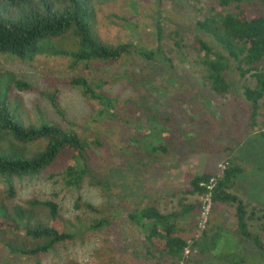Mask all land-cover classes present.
Returning <instances> with one entry per match:
<instances>
[{
	"label": "trees",
	"instance_id": "16d2710c",
	"mask_svg": "<svg viewBox=\"0 0 264 264\" xmlns=\"http://www.w3.org/2000/svg\"><path fill=\"white\" fill-rule=\"evenodd\" d=\"M263 8L264 0H209L201 4L196 10V17L190 20L196 34L191 36L189 43H186V36L185 42L181 43L183 38H180L177 30L168 35L173 40V46L180 49L178 63L182 66L179 74L169 56L170 49L160 43L164 36V24L157 18L155 31L158 43L155 47L146 48L134 43L104 45L92 32L90 20L93 12L86 0H0V57L25 59L28 50L38 42L59 39L66 34H70L81 48L80 56L83 59L105 65L123 62L130 66V59L136 55L146 63H157L160 78L168 81L176 91L185 95L191 92L188 102L190 107L180 108V111L183 113L189 109L190 113L186 112L184 117L191 128L194 127L190 124L197 126L193 130L204 131V119L202 122L200 119L211 103L209 94L224 98L238 93L246 104L247 119L245 135L240 138L241 143L236 145L232 155L237 152L233 158H228L219 173L203 172L193 176L188 182L187 193L209 196L212 208L218 205L232 207L238 244L250 243L258 253H264V235L262 239L260 234L264 233V216H256L254 211L248 212L246 205L231 193L240 176L245 173L243 166L249 165L264 172V131L258 126L264 99ZM124 70L127 72V69ZM142 78L143 75L138 79L128 74L121 76L125 83L140 86L147 94L160 89L151 82L147 87L149 81ZM113 82V78L89 81L74 77L67 83L77 88L89 104L103 108L107 116H101L107 119L123 124L150 119L153 123L158 120L147 134L153 143L147 144L146 153H167V148L161 144L174 129L170 118L158 114L152 107L153 103L151 106L146 104L145 97L138 101H120L117 96L102 90L104 85ZM14 87L20 91L30 89L23 82H15ZM55 97L51 94L46 96L58 122L47 120L40 127L25 124L10 112L5 100H0V143L6 144L8 148L0 149V183L5 187L7 199H13L17 194L16 183H30L42 175L60 183L64 190L79 193L86 180L91 186L102 189L110 177L119 174L113 162L118 154L114 157L109 155L104 183L92 181L95 174L92 173L91 165L97 160L96 152L101 151L104 144L99 138L88 140L76 132L75 124L67 119ZM211 116L218 125L219 118L214 112H211ZM185 127L179 126L177 129L187 133ZM32 146L36 149L27 152ZM213 178L215 181L208 189ZM74 208L84 213L74 211L65 218L59 205L52 200L40 202L29 199L23 206L11 209L0 203V233L8 235H0L2 248L21 258L32 259L35 264H40L47 257L59 264H79L68 258L62 250L69 243H75L76 239L83 241L80 238L88 233L108 230L112 225V217L83 202L79 195ZM199 208L198 203L186 204L185 200L180 199L177 209L173 208L170 212L160 209L156 200L132 209L125 218L126 224L131 233H139L140 237L135 240L133 236L125 237L124 241H134L136 249H129L135 263L185 264V253L188 251L202 258L197 264H253L233 256L237 244L230 237V232H226L229 226L228 229L222 226L204 228L200 236L191 238L190 242L181 236L184 232L181 221ZM85 213L102 216L92 220L91 217L84 218ZM223 244L226 245V252H223ZM230 250L232 257L227 254ZM115 258V252L107 248V262L103 260L100 264H117Z\"/></svg>",
	"mask_w": 264,
	"mask_h": 264
},
{
	"label": "rangeland",
	"instance_id": "374dc122",
	"mask_svg": "<svg viewBox=\"0 0 264 264\" xmlns=\"http://www.w3.org/2000/svg\"><path fill=\"white\" fill-rule=\"evenodd\" d=\"M86 1L93 12L90 20L92 32L104 45L134 43L153 48L158 43L155 19L160 20L164 24V36L161 37L160 43H164L170 49L169 56L173 59L175 70L177 69L180 74L182 66L178 63L180 49L173 46V40L168 35L177 30L180 38H183L181 43L185 42L184 36L186 43H189L191 36L196 34L190 20L196 17V10L201 4L209 0ZM185 51L187 52L186 49ZM80 53L81 48L76 45L70 34H66L59 39H45L38 42L35 47L28 50L25 59L0 57V100H5L10 112L22 119L25 124L40 127L47 120L58 122L46 98L49 94L56 96L67 119L75 124L76 132L88 140L99 138L104 144L103 149L96 152L97 160L91 165L92 173L95 174L92 181L104 183L103 178H107L109 155L114 157L118 154V158L115 157L113 162L119 174L110 177L102 189L91 186L86 180L79 193L64 190L60 183L48 179L47 175H42L30 183H16L17 194L13 199L5 197V187L0 183V203L11 209L15 206H23L29 199L40 202L52 200L59 205L61 214L68 218L74 211L84 213L74 208V202L79 195L83 202L112 217L113 219H110L112 225L108 230L86 234L80 238L83 241L76 239L75 243H69L62 252L79 264H100L103 260L107 262V248H109L110 251L115 252L117 264H136L129 249L131 247L136 249V245L133 240L124 241V238L133 236L135 240L140 235L130 232L125 219L127 214L136 207L149 204L152 200L158 202L160 209L170 212L173 208L176 210L178 200L183 199L186 204L198 203L200 206L194 214L181 221L184 229L181 236L188 242L191 238L200 236L204 228L206 230L211 226L212 229L215 226H222L228 229L229 226L230 229L226 232H230V237L237 244L233 256L237 260L246 259L245 263L249 261L253 264H264V253H258L250 243L238 244L239 236L236 233L232 207L218 205L212 208L211 203L207 207L206 197L187 193L188 182L193 176L203 172L219 173L228 158H233L237 152L232 155L236 145L241 143L240 138L245 135L247 119L246 104L238 93L236 96L231 94L224 98L209 94L211 103L206 107V111H203L204 116L200 119L201 122L204 119L202 122L204 131L193 130L197 126L190 124L194 127L191 128L184 117L186 112L190 113L189 109L187 108L183 113L180 111V108L189 106L191 92L182 94L168 81L160 78L157 63H146L135 55L130 59L133 66L123 62L105 65L83 59ZM124 69H127V72H124ZM190 69L191 67L188 66L189 72ZM125 74L132 75L134 79L143 75L144 78L141 80L149 81L147 87L151 82L154 87L158 86L160 89L147 94L142 87L125 83L126 81L121 79ZM74 77H82L89 81H107L113 78L112 84H106L102 88L106 93L108 91L117 96L120 101L127 99L138 101L145 97L146 104L151 106L153 103L154 110L161 116L169 117L172 121L171 126L174 127L167 140H163L161 144L167 148V153L156 152L151 155L146 153L147 144L153 143L147 134L157 125L158 120L153 123L150 119L123 124L107 119L104 117L107 116V112L103 108L89 104L77 88L68 85L67 82ZM189 79L187 77V80ZM15 82L27 83L30 89L20 91L14 87ZM211 112L219 118L218 125ZM260 113L258 126L264 131V99ZM184 125L187 133L179 132L177 128ZM231 142L233 144H230ZM0 149L8 148L6 144L0 143ZM35 149L34 146L29 147L27 152ZM243 167L245 173L240 176L231 193L246 205L248 212L254 211L256 216H264V172H259L249 165ZM101 216L102 214L85 213L83 217H91L93 220ZM1 234L8 237L4 232ZM260 234L263 239L264 233ZM229 243L232 245L231 241ZM223 245V252H226V245ZM60 247L61 250L63 245ZM240 250L243 251L242 254ZM231 252L230 250L227 254L232 257ZM185 256H187L185 264H197L202 259L196 253H187ZM0 264H35V262L9 253L8 249H3L0 244ZM40 264L59 263L47 257L42 259Z\"/></svg>",
	"mask_w": 264,
	"mask_h": 264
},
{
	"label": "built area",
	"instance_id": "2783aa9c",
	"mask_svg": "<svg viewBox=\"0 0 264 264\" xmlns=\"http://www.w3.org/2000/svg\"><path fill=\"white\" fill-rule=\"evenodd\" d=\"M210 183H211V186H209L208 189H211L212 184L214 183V180H211ZM206 200H207V205H208L207 207H209V200H208V198H207ZM207 209H208V208H207Z\"/></svg>",
	"mask_w": 264,
	"mask_h": 264
},
{
	"label": "clouds",
	"instance_id": "9594fccd",
	"mask_svg": "<svg viewBox=\"0 0 264 264\" xmlns=\"http://www.w3.org/2000/svg\"><path fill=\"white\" fill-rule=\"evenodd\" d=\"M212 180H214L215 181V179L213 178ZM203 197H206V198H208V200H209V196H207V195H202ZM209 205H210V201H209ZM241 252V251H240ZM188 253V251H186V253H185V255ZM241 253H243V251L241 252Z\"/></svg>",
	"mask_w": 264,
	"mask_h": 264
}]
</instances>
